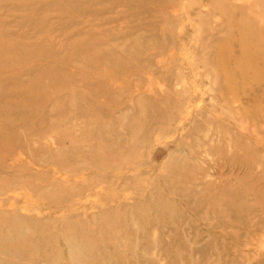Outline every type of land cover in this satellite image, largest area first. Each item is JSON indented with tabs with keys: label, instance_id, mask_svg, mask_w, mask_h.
Here are the masks:
<instances>
[{
	"label": "rangeland",
	"instance_id": "obj_1",
	"mask_svg": "<svg viewBox=\"0 0 264 264\" xmlns=\"http://www.w3.org/2000/svg\"><path fill=\"white\" fill-rule=\"evenodd\" d=\"M0 264H264V0H0Z\"/></svg>",
	"mask_w": 264,
	"mask_h": 264
}]
</instances>
